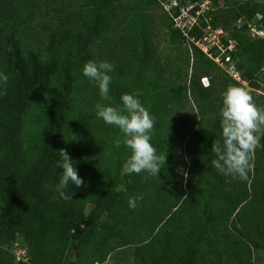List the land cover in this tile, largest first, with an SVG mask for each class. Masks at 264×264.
Segmentation results:
<instances>
[{"label":"trees","instance_id":"obj_1","mask_svg":"<svg viewBox=\"0 0 264 264\" xmlns=\"http://www.w3.org/2000/svg\"><path fill=\"white\" fill-rule=\"evenodd\" d=\"M160 1L0 0V71L8 76L0 85V264H73L75 250L79 264H99L131 243L134 264H254L253 251L264 248V148L254 151L246 181L222 176L211 165L212 143L220 139V93L230 85H243L194 41L189 87L166 77L148 12ZM123 4L125 12L119 16L118 5ZM261 7L253 10L264 17ZM249 12V5L238 4L229 18L222 19L225 24L215 17L212 26L224 24L231 30L229 37L237 41L232 62L242 79L259 89L264 39L251 37L248 23L230 27ZM194 26L188 35L198 40L204 32ZM39 28L47 33L43 48L36 45ZM168 31L172 42L185 39L173 21ZM90 60L115 66L110 73L112 106L119 104L123 93H143L141 102L156 120L152 143L159 154H166L158 176L168 180L167 189L154 185L144 172L122 174L121 166L130 155L123 144L111 169L89 158L103 129L113 127L96 118L98 89L82 74ZM203 77L210 79L206 86ZM188 92L197 108L192 114L177 108H186L183 97L188 98ZM33 107H38L36 119L29 120ZM198 114L207 123L191 133L188 125ZM186 138L193 161L185 188L191 194L172 184L174 141ZM60 150L69 154L83 178L80 188L70 185L65 190L71 194L68 200L54 190L62 171L55 166ZM194 192L205 194L195 206L200 215L179 216L178 210L195 198ZM210 192L215 202L208 197ZM141 195L136 208L130 209L129 198ZM173 214L177 220L170 219ZM176 223L183 224L184 231H178ZM19 238L25 246L23 257L13 251ZM206 243L221 246L225 262L220 255L211 259Z\"/></svg>","mask_w":264,"mask_h":264},{"label":"clouds","instance_id":"obj_2","mask_svg":"<svg viewBox=\"0 0 264 264\" xmlns=\"http://www.w3.org/2000/svg\"><path fill=\"white\" fill-rule=\"evenodd\" d=\"M114 70L115 66L108 61L90 60L82 68L83 76L96 86L100 99L105 102L95 104L96 118L105 125L114 126L122 134V139L114 141V147L119 148L123 144L130 152L121 166L122 174L130 176L146 172L158 176L165 166L166 154H159L152 143L155 117L143 106L140 99L143 93L139 90L121 94L116 106L109 103L110 73ZM7 81L8 76L0 71V85ZM218 115L220 139L212 143L210 151L215 158L211 165L222 176L246 181L254 151L257 147L264 148L260 142L264 137V108L258 107L245 89L230 85L220 93ZM55 166L62 171L54 190L62 199H72L65 190L70 185L80 188L83 178L64 150L59 151ZM142 198V195L129 198V208L135 209L137 201Z\"/></svg>","mask_w":264,"mask_h":264},{"label":"rangeland","instance_id":"obj_3","mask_svg":"<svg viewBox=\"0 0 264 264\" xmlns=\"http://www.w3.org/2000/svg\"><path fill=\"white\" fill-rule=\"evenodd\" d=\"M182 1H185V4L182 3ZM238 4H246L249 5L250 12L248 14H242L240 16L236 23L232 22L230 25H236L237 27H240L244 23L257 21L259 19H263L262 12H254V8L257 5H262V9H264V0H195L192 2L191 0H161L156 6H150L148 8V12L150 13V17L152 20H154V27H153V39L155 45L158 47V50L160 51V55L162 58V64L167 71L166 77L169 78L171 81H174L177 86H180L182 88H188L189 87V77L192 71V66L194 62V56L193 51L191 48V43L196 44L197 40L190 38L188 35V32L190 30V27L194 24L196 27L200 28L203 32L206 30V27L208 24L212 25V21L215 17H220L219 20L221 23L223 22L225 18H229L230 12L235 9L237 10ZM179 8V13L176 14V9ZM195 9V11H193ZM223 9L226 15H220V10ZM125 12V5L123 6L118 5V15L122 16V13ZM254 12V13H253ZM253 13V14H252ZM252 14V15H251ZM203 19L206 23V27H202L200 25V19ZM250 18V19H249ZM40 19V18H39ZM117 19H119L117 17ZM173 21V26L175 28H178L182 30L183 35L185 36V39L180 38L179 40L172 42L169 38V31H168V23ZM225 24V22H223ZM224 24L219 26L223 29L225 37L232 36L231 30L229 28H225ZM194 26V27H195ZM217 27V28H219ZM117 28L119 26L117 25ZM40 34H38L39 40L36 42V45L40 48H43L47 43L46 38V31L39 28ZM248 34L254 38V32L253 30H248ZM95 51H98V49H95ZM224 69V68H223ZM226 71V70H225ZM169 72V73H168ZM227 72V71H226ZM228 73V72H227ZM231 75V74H229ZM232 76V75H231ZM233 77V76H232ZM234 78V77H233ZM235 79V78H234ZM236 80V79H235ZM150 81V80H149ZM201 83L206 86L210 83V79L208 77H203L201 79ZM242 83V82H240ZM259 83L260 88H252L248 85L246 82L245 84L242 83L243 89H245L253 98V101L255 104L260 107L264 108V68L261 70L259 74ZM160 87V86H158ZM150 89H152L151 86H149ZM76 95V94H75ZM188 98L183 97V103L186 105V108L183 107H177L179 110H181L182 113H189L192 114L195 111H197L196 106L193 104V100L190 96V93L188 92ZM100 98L97 99V102H100ZM38 111V107H33L29 113L28 119L31 118L36 119L35 113ZM173 115H169V119L172 120ZM200 114L196 116L188 125L189 132L194 133L196 128L200 125H204L207 123L206 118L202 120L200 118ZM213 117L214 114H213ZM27 121V125L29 126L30 121ZM103 134L100 137L99 143L96 144L95 147H93L89 153L88 156L90 159H92L93 163L97 164L98 166L112 168V162L117 159V148L114 147V141L116 139H122V134L119 132L117 128L113 127H106L103 129ZM187 138L185 140L177 139L174 141V147L173 152L175 154V174L172 181V184H176L180 191L184 193L191 194V189L187 186V189L185 188L187 185L188 180V174L190 171V167L192 165V159L188 155L189 147L187 145ZM261 144L264 145V137L261 138ZM192 151H195V149L192 147ZM214 159V156H213ZM145 175V178H149L154 181V185H162L165 189L170 187L168 180L164 179L162 176H153L146 172L143 173ZM192 184L195 183V180L192 179ZM210 194H208V197L210 199L213 197ZM205 194L195 193L194 192V199L190 200V203H185V207L182 210H178L179 216H182V214L190 215L193 214L194 216L200 215V210L198 207H195L196 205H200L201 200L200 197H204ZM214 202L216 199L212 198ZM216 205V204H215ZM192 206V207H189ZM210 208L213 206H209ZM90 207L87 208V210ZM208 209V207H207ZM211 209H209L210 211ZM202 215V213H201ZM178 216H175L173 214L170 216V219L177 220ZM177 223L175 224V226ZM178 226V227H177ZM176 226V229L178 231H184L183 224H179ZM171 227V225H170ZM167 227V228H170ZM174 227V226H173ZM171 227V230H174V228ZM187 228H185L186 230ZM214 236V235H213ZM205 244V250L208 252L209 257L213 260L217 259V257L220 255L222 257L223 262L226 260V254H224V251L221 246H218L217 244H211L210 246ZM135 243H131L129 246H126L124 248H117L115 252L112 253V255L103 263L99 264H134V259H136L135 255L131 251L134 247ZM13 251L17 257H23L26 254L25 246L23 245L21 238L17 240V243L13 246ZM223 252V253H222ZM253 254V263L254 264H264V248H257L255 249ZM208 255L206 257V261L210 262ZM78 253L75 250L74 254L71 256V261L74 264H79L78 262Z\"/></svg>","mask_w":264,"mask_h":264},{"label":"built area","instance_id":"obj_4","mask_svg":"<svg viewBox=\"0 0 264 264\" xmlns=\"http://www.w3.org/2000/svg\"><path fill=\"white\" fill-rule=\"evenodd\" d=\"M259 21L261 19L248 22V27L249 30H253L254 38L264 39V23ZM224 39L227 40V43L223 41ZM196 45L237 81L246 83L242 79L241 71L232 62L234 53L237 51V41L232 37H225L222 28H214L211 24H208L203 37L197 40ZM213 49L217 51L216 55L213 54Z\"/></svg>","mask_w":264,"mask_h":264},{"label":"water","instance_id":"obj_5","mask_svg":"<svg viewBox=\"0 0 264 264\" xmlns=\"http://www.w3.org/2000/svg\"><path fill=\"white\" fill-rule=\"evenodd\" d=\"M74 264V263H73Z\"/></svg>","mask_w":264,"mask_h":264}]
</instances>
